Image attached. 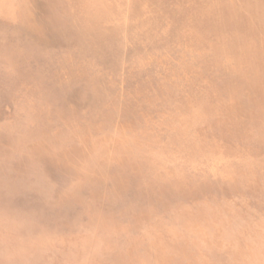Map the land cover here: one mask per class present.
<instances>
[{
  "label": "rangeland",
  "instance_id": "1",
  "mask_svg": "<svg viewBox=\"0 0 264 264\" xmlns=\"http://www.w3.org/2000/svg\"><path fill=\"white\" fill-rule=\"evenodd\" d=\"M100 1L101 0H97L96 2L98 3ZM255 1L258 0H217V8L215 9L217 12L213 13L211 11V13L214 14L213 17H230L229 20L233 19L232 21H235L234 25L241 22L244 17H250L251 19H253V17H264V0L259 2L258 5ZM18 3L20 5H16L15 0H0V10H3H1L0 14H4L0 16V37L2 35L4 39H7V41L11 43L12 47L19 46L22 50L21 56L9 59V61H12V63H10L11 65L9 64L12 70L10 74L16 73L22 77L30 75L31 81L35 79L41 80V82L43 81L46 84H51V86H44V89L39 92L40 95L38 98H35L34 95L32 96L34 99L32 112L33 114L40 115V119L37 123H33L30 119L31 115L27 114V112L30 111V98L25 96V86L17 83L14 92L9 90L10 97H4L0 90V161L3 164L2 171L4 173L8 171V169L11 171L18 170L20 172H26L30 177V175H33L34 170L42 166L47 167L49 171H54V158L50 161L48 158L49 156L52 154H57L60 157L66 156L65 150L70 148L71 143L73 144L76 140H83L84 147L82 148V152L88 153L93 149L92 145L94 144V137H91L89 134L92 130H95V132L92 131V133L97 132L95 136L99 137L101 143L107 141L108 138L111 139L109 133L115 130L116 124L123 129L122 126L126 125H122V123H127V120L134 114H138L137 112L139 111V113H142V111L145 112L147 110V105L154 106L150 111H146L145 115L147 112L149 113V123L152 121L154 123L155 118L157 122H160L159 124H161V126L154 128V135L157 134V136L155 135L156 139L161 140V144H163L167 150L170 151V147L173 146L179 148L180 146H184L189 149L188 151L192 150L190 148L194 143H189L187 146L184 137H188L189 134L191 137V133L192 136L197 133L198 136L202 135L204 137L199 139L196 135L195 145L200 147L203 151L207 150L209 146L208 152H212V154L213 151H216L214 158L217 163L202 159L204 154L198 157V153L194 152L190 154V156L192 155L191 159H193L192 163H190V161H186V163H175V157L173 155L166 156V153H164L165 155L163 157H157L161 160L162 165L166 163V167L163 169L165 171H162L164 174L161 172V176L158 173H150L151 170H153L152 168L158 167L152 155L147 156L148 159L151 160L149 162L147 159L145 160L146 162H144V160L140 158L142 163H140V161L138 163L136 161L131 162L135 173L139 172V174L134 176L129 175L126 183L118 185V187L115 185L116 183L112 181V178H116L115 175L120 176L123 170L126 169L127 171L129 169L126 168L129 164L126 161H124L126 166L121 162L117 164L112 162L110 163L111 167L107 165L103 167L104 170L111 172L108 173L109 179L108 177H101L99 175L100 170H95L96 165L87 161L85 162L86 158L84 159L80 156V154H78L80 152L77 150L68 154L71 155V157L68 158H73L71 166L68 165L67 168L63 166L67 158L64 161L62 160L63 162L59 160L60 162L58 163H62L60 167L63 166V170L58 168V172L64 173L59 175L62 176L63 179L57 177L51 178L54 174H47L45 178L41 180V188L30 189L29 186L26 188L27 194L24 192L20 197L16 195L14 199L20 202V200L22 201L24 198H27L30 204V211H32L33 207H37L35 208L36 210L42 209V211L43 209L52 208L51 211H48L52 214L58 213L54 211L58 210V207H63L64 209L61 210L65 211L67 215H72H66L63 219L73 218L71 222H74V218L76 217V222L81 216L85 217L79 225H85V222L90 220L88 221L89 224H87L89 228H86V230L90 232L87 234L85 231L79 233L75 230L69 233L71 227L68 225L69 220L63 222V230H68L66 233H69V235L75 234L79 236V234H82L86 237V240L82 239V242L79 241L78 244L69 245L68 247L72 248V250L69 249L67 252L62 253L63 260L67 259L68 261L65 264H87L88 256H91L90 259L93 264H104V260L102 261L103 258L108 259L107 261L111 264H141L139 261L132 260L133 258H127L125 255H129L131 250L138 249L142 257L145 250H147V241L145 240L147 237H145L144 234L156 230L155 228L158 224V221H155L151 215V211H153L151 209V202L153 203L154 200L156 201L155 197H158L159 194H165L167 197H171L170 204H173L174 199L178 202L182 200L181 196H178L181 198L176 197L178 192L176 193L175 190L173 193L163 190L164 180H166L163 176L167 173L172 174L170 178L171 183L176 184L177 182L178 184L176 185H180L181 183L178 181L183 178L186 182L188 180V183L193 182L195 184L196 193L199 194V198H203V191L205 193L207 191L211 192L206 194L213 195L212 199L215 201L213 202L214 206L216 209L220 210L216 211V215L221 217L218 219L217 223L221 227V233L226 237L234 239L232 230L234 227L238 226V223L242 222V220H245L247 223L250 220L251 224L255 222L252 226L259 224L263 225L264 216L261 220L256 222L258 220L256 215H251L250 210L248 211V209H243L239 206L247 205L248 207L249 205L254 207V201H249L253 197V192L255 191L253 187L255 184L256 191L262 190L259 195H256L257 199H264V183H261L264 179H262V177L258 179L257 171L259 170L255 172L252 169L254 174L250 175L249 172L241 168L243 165L238 166L236 164L237 162L235 159L230 163L218 164V162H224V160H228V158L233 157L235 154H237L236 157H243L244 153L247 155L257 154L259 158L264 159V134H259V136L254 138L250 133V131L259 124L260 121L258 120L261 119L262 123H264V109H262V107H257L258 104L264 106V99H258L260 96H264V83L261 79L264 77V52L262 53V49L260 48L264 43L263 37L259 38L257 32L255 35H252V47H254L256 51L252 61H256L255 59H257L258 62H256V66L259 68L255 69L254 73L250 76L249 71L245 69L243 61L241 60V58H246V52L241 50V45H237L236 40L239 41V38L236 32H233V28H230L227 32L226 37L230 40L227 44V49L234 50L237 49L236 47L239 48L237 50L238 56L233 55L231 58L227 51H222L225 42L222 43V46L219 44V46L213 47L208 44L205 47V44L196 39L194 40V44H201V47L198 45L199 48L193 50V54L186 53L184 50L186 46L184 42L186 36L184 35H178V38L182 41L181 44L179 43V47L172 42L171 47L163 51L161 48H166L168 40L165 38H157L154 43H150V50L146 51L147 48L146 45H144L142 49L140 48L142 51L138 50L136 52V50H134L133 52H122L116 48L121 45L118 44L119 41L125 42L127 38L123 37V34L118 31L119 29L116 26L110 25L111 28L109 31L105 25L110 17H114V15L121 17V14L119 12H112L111 8L109 9L107 6L103 8L100 7L95 11V9H93V1L87 2L86 0H82L77 3L91 14L92 17H90L93 22L96 23L95 18H100L97 19L96 24L92 25L88 22L90 20H86L89 16H74L73 22H70L68 21L69 16H63L61 13L59 17H52L51 14L53 13L51 10L46 12L49 17H30V14L34 11L30 9V3L27 4L24 1ZM47 7L48 6H46V8ZM169 8L170 10L173 9L170 6ZM169 8L166 9L168 10ZM19 10L22 11L23 14L17 13ZM2 17L7 20L4 21ZM11 17H23L20 19L22 21L21 27L19 29H13L14 33L12 31L9 32L10 29H5ZM103 20L104 22H102ZM250 21L252 22V20ZM1 24L4 25V27H2ZM254 25L256 26L257 24ZM219 29L220 28L214 27L212 24L209 25L207 30L205 29V40L210 41L214 39L216 35L218 36V32H220ZM102 31H106L107 35ZM111 31L115 34V37H113L114 35ZM144 32V29H142L139 33L143 34ZM167 35L170 37L171 33ZM163 39L165 42L163 45H160L159 43ZM260 39L263 41H260ZM143 40H145V38ZM202 45L203 49L201 50L200 48H202ZM110 50L111 52L109 53ZM160 50L161 53L159 52ZM166 51H168L170 55L174 54L173 58L171 55L170 58L167 59L168 52L166 53ZM86 52H92V55H95L96 59H94L95 57L93 58V56L90 57ZM155 52H158V55H155ZM247 53L249 54V52ZM144 55L157 62L160 61L159 65L165 64L169 68L174 67L171 68V70L173 69L171 74L159 77L163 84L164 93H166L169 98L174 97L176 99V97L178 98L179 96L184 98L185 95H188V90L192 91V96L198 95L201 91L198 98H203L208 94L207 92L210 91V96H213L214 92H220L215 95V97H204L207 102L199 111L187 107L186 105H191V107L194 108L191 102H183L182 98L177 102L170 101L172 102V104H170L167 100L164 101L162 99V101H155L153 97L149 96L148 102V86L154 85L156 78L154 79L151 74L153 67L150 61L141 58L144 57ZM182 55L184 56L180 60H176V57H181ZM59 56H63V59L59 60ZM248 62L249 61H246L245 64ZM131 66H137L139 69L137 71H129V67ZM64 71H78V73L70 76V78L64 77L60 80L58 75L61 74L60 72ZM139 72L144 74L146 80V82H142L146 83L144 86L146 94L143 95H140L138 91V89L143 91L142 88L134 86V83L142 80V76L139 75ZM211 73L215 74V77L210 75ZM98 74L104 77H98ZM96 79L100 82V88H91L87 86L88 84H95ZM257 81H259V83H257ZM12 82L14 83L15 79H12ZM65 82H69L72 85L70 89L73 88L72 90L68 89L67 94L65 91H58L57 89L60 88L56 85L57 83H61L63 86H66L64 84ZM204 82L208 87L200 90L198 86L202 85L197 84ZM245 82H249L250 84L243 85ZM253 86H255V88ZM153 87H156V85ZM209 88L210 90L207 91ZM29 89L30 86L27 90ZM231 89H237L235 91V94L237 93L236 96L233 93L227 92ZM175 91L178 93L176 94ZM50 93L52 95H50ZM57 93L62 94L60 96L64 97L65 103L62 104V101L60 102L64 107L60 106L61 104L59 102L56 104L53 103L51 97L57 95ZM245 95H248L249 99H241L245 97ZM24 96L26 98H24ZM214 98H216V101ZM58 99L62 100V97ZM248 105H253V110H246ZM72 106L76 108L82 107L80 113L71 114L70 108ZM117 106L121 108L117 109ZM161 108L167 110L164 111ZM107 109L109 110V115L106 121H104V119H99L102 123L104 121L103 126L99 121H96V123H90L89 125L91 126L86 128L84 122L91 117L93 111L96 114L99 110L106 111ZM177 109L178 111L181 109H191L192 112L188 111L189 113L184 115L178 111L176 113ZM64 110L66 111L63 112ZM82 111H84L83 114L85 116L83 119L80 115ZM238 114L242 115V120L239 124H233L232 120L231 122L229 121L228 117ZM159 116H161V118H158ZM170 116L171 119H169ZM114 117H116V119H114ZM16 118L18 119V125L14 129L15 132L12 133L13 129L11 125L15 122ZM157 118L159 120H157ZM119 119L123 120V122H115ZM205 119H208V121L213 119L214 121H219L217 122L218 126L220 124L226 127L227 123H230L226 128L219 129L220 126L213 127L211 124L207 123ZM68 121H70V125L66 127L65 123ZM108 123L110 124L108 125ZM102 128L103 131H101ZM191 128L194 129L193 131L195 132H193ZM125 130L127 131V128H125ZM134 133L138 134L137 137L127 132L128 135H132L134 138H132V141H130L128 145L122 147L128 159H130L129 154L131 153H143L140 151V148L144 145H141V143L146 135L140 134L136 129ZM61 134L65 137H61ZM76 135H78V137ZM120 135L121 134H115L113 139L118 140L122 137ZM169 135L170 138L173 139H170ZM124 138H126V134L123 136L122 141ZM59 141L61 143H58ZM123 142L119 143V146ZM112 143L114 144V141H112ZM32 147L33 151L38 154V156L32 154ZM153 148H151L152 154L153 150L155 151L157 149L155 147ZM12 149L18 152L15 157L7 155L8 150ZM156 151V154L161 152L159 149ZM262 161L264 162V160ZM193 162L195 163L193 164ZM218 166H221L218 170H222V172H224L223 175H216L214 173ZM260 167L264 170V166L262 167L260 164ZM69 169L72 171L69 172ZM130 170L131 169L128 171L130 172ZM58 172L56 174H59ZM205 175L212 176L213 184H215L214 187L207 184L209 183V177ZM48 186L53 187L51 192H48ZM245 195L249 197V200L245 198ZM241 202L243 204H241ZM19 217L26 220L25 215H19ZM104 217L107 219H102ZM228 222L230 224H228ZM6 224H9V228L14 226V224L8 222H6ZM180 224L181 223L178 221L177 223H173L175 231L181 229ZM15 225L18 226L20 223L15 222ZM3 227L2 225L0 226V228ZM21 227H23L22 224L18 227V230ZM71 228H74V226ZM79 228H81V226ZM18 230H14L13 236L6 238L3 235L4 229H2L0 231V243L4 240L10 248L15 247L12 250V256L17 258L16 262L21 261L22 264H26L25 259L32 254L29 252V247L32 246V244H30V235L25 232H23L24 235H22ZM165 233L166 232H164V236ZM247 233L248 232L244 231L241 233V237L238 238V241L244 242L242 244L241 242L236 243L239 245L237 247L239 254H235L236 256L232 257L235 261L233 264H242L240 260L246 256L244 254V249L242 250V246H245L243 244L248 242V240L244 238L246 235H249ZM101 237H103L106 244L112 243L110 249H113V258H109V255L104 253L105 249H98L103 246V242L100 240L102 239ZM13 244H16V246ZM240 244L242 246H240ZM176 246L177 250H181V241H178ZM171 249L172 246L170 241L164 240L160 251L162 253H168V255L175 260V251L170 252ZM240 249L242 251H240ZM152 250V253L155 255L156 253L154 250L157 251L159 249ZM8 251L10 250L8 249ZM226 254L229 257V254ZM130 256L132 257V255ZM237 257H239L238 260ZM0 258L3 259L2 254ZM218 258L219 264H221V258L225 259V257L221 256ZM122 260L123 263H121ZM174 262L175 264H181L178 261ZM172 263L170 262L169 264ZM183 263L185 264V262Z\"/></svg>",
  "mask_w": 264,
  "mask_h": 264
},
{
  "label": "bare ground",
  "instance_id": "2",
  "mask_svg": "<svg viewBox=\"0 0 264 264\" xmlns=\"http://www.w3.org/2000/svg\"><path fill=\"white\" fill-rule=\"evenodd\" d=\"M9 1V0H8ZM22 2L24 1L25 3H30V9L34 10V6L39 2L38 1H31V0H15V4L16 5H20L18 2ZM28 1V2H27ZM58 1V3H65L67 0H56ZM75 3L81 2L82 0H74ZM88 1H93V9H95V11L97 9H99L100 7L103 8V5L106 4L107 7L110 9H112V5L111 4V0H101L99 3L100 7H96L97 4V0H86ZM155 3H154V2ZM153 1H146L147 4L149 5H160L163 6V8H169V3H171L170 1L172 0H153ZM179 1V0H176ZM183 2H190L189 4H194L195 2H197V0H180ZM207 1V0H206ZM210 1V0H208ZM263 0H258L255 1V3L261 2ZM14 3V2H13ZM216 4V2H215ZM95 5V6H94ZM111 5V6H109ZM197 5V4H195ZM47 6V5H46ZM60 6V5H59ZM254 6V5H253ZM105 7V6H104ZM193 5H188L187 6V10L186 13L190 14V9H193ZM214 6H211V11L213 13H216L217 11L213 8ZM107 8V9H108ZM165 8V9H166ZM170 10V8L168 9ZM3 11V10H2ZM56 11L58 12V9H56ZM141 11V10H140ZM53 13V12H52ZM259 13V12H258ZM23 18V17H21ZM21 18L18 17H14V18H10L9 23L7 24L5 29H10V31H12L14 33L13 29H19L22 25V21L20 20ZM230 17H214L212 19V21L204 24L202 27V29L204 30L205 33V29L207 30L209 25H213L214 27H218L220 28L218 32V36L216 35L214 37V39L210 40V41H206L205 47L206 45L210 44L213 47L219 46V44H221L220 46H222L225 42V46L224 49L222 51H227L228 54L230 55V58L234 55V56H238L237 54V50L239 47H236L237 49H227V44L230 42V40H228L227 36V32L230 28H233V32L237 34L239 41L236 40V43L238 46L241 45V50H244L246 52V58H241V60L243 61V65L245 67L246 70L249 71L250 76L254 73L255 69H258L259 67L256 66V62H258L257 59H255L256 61H252V59L254 58V55L256 54L255 48L252 47V35H255V33H258L259 38H264V17H253V19H251L250 17H244V19L239 22L238 24L236 23L234 25L235 21H232L233 19H230ZM236 18V17H235ZM252 20V22L250 20ZM7 20V19H6ZM5 20V21H6ZM228 21V22H227ZM4 23V22H3ZM219 24V25H217ZM254 24H257L256 26ZM2 25V24H1ZM105 25L107 26L106 28L110 31L111 26L107 25V22L105 23ZM234 25V26H233ZM253 25V26H252ZM100 26H104V25H100ZM2 27H4V25H2ZM109 27V28H108ZM255 27V28H254ZM257 28V29H256ZM252 29V30H251ZM4 30V29H3ZM105 30V27H104ZM251 30V31H250ZM254 30V31H253ZM107 35L106 31H102ZM111 33H113L111 31ZM171 35L170 37H173L174 35L172 34V32H170ZM195 34L194 30L189 29L188 33L183 34V33H178L176 35V38H178V35H184L185 40L184 42L186 43L185 46V52L186 53H191L193 54V50H197L199 48V46L201 47V44H194V40H196L193 36ZM114 35V36H113ZM112 36L115 37V34H113ZM237 38V37H236ZM260 41H263L260 39ZM165 42V40L163 39L159 44L163 45ZM168 44L166 45L165 49H168L171 47L172 42L171 41H167ZM214 42V43H213ZM179 43L181 44L182 41L178 38L177 41L175 42L174 45H177L179 47ZM263 43V42H262ZM196 47V48H195ZM230 47V46H229ZM260 48L262 49V53L264 52V43L263 45L260 46ZM164 51V47L161 48ZM201 50L203 49V45L202 48H200ZM21 49L19 48V46H15L12 47L11 43L7 41V39H4L3 36L1 35L0 37V90L1 93L4 97H10V92H14L15 86L17 85V83L22 84L23 86H25L26 91H25V96L30 98V111L27 112V114H30L31 117V121L33 123H37L38 120L40 119V115L39 114H33L32 112V105L34 103V99H33V95L35 96V98H38L40 95V91L44 89V86L46 87H50L51 84H46L43 81L41 82V80H33L31 81L30 79V75H26V77H22L21 75H18L16 73H11V66H9L10 63H12V61H9L10 58L14 57V58H18V56H21ZM215 51V50H214ZM161 53V51H159ZM249 52V54L247 53ZM255 52V53H254ZM216 53V52H215ZM86 54H88L90 57L93 56V58L95 57V55H92V52H89ZM155 55H158V52L154 53ZM184 55H182L181 57H176V60H180ZM226 56V55H225ZM142 59H145L146 61L149 60L151 65H152V70H151V74L153 75L155 81H154V85H156V87H153L154 85H149L148 86V96H147V101L149 102V96L153 97V99L155 101L159 100L162 101V99L165 101L167 100L170 104H172L173 101L177 102L179 99H181L182 97L179 96L178 98L176 97V99L174 97H167V94L164 93L163 90V84L162 81L160 80L159 77L163 76V75H169L171 74L172 70L171 67L169 68L167 65L162 64L159 65L160 61L157 62L154 59H150L147 58L145 55L144 57H141ZM20 60H22L21 58H19ZM59 60L63 59V56H59L58 58ZM96 59V57L94 58ZM19 60V61H20ZM191 60V59H189ZM232 60V59H230ZM8 61V62H7ZM246 61H249L247 64H245ZM11 65V64H10ZM38 66V65H37ZM159 66V68H158ZM139 69V67H135V66H131L129 67V71L130 70H135L137 71ZM142 70V69H141ZM61 74L58 75V78L61 80L64 77H68L70 78V76L75 74V71L73 72H68V71H64V72H60ZM139 75L142 76V80L140 82L134 83V86L136 87H140L142 88L143 91H141L140 89H138V91L140 92V95L146 94V90L144 89V86L146 83H142V82H146L144 74L142 72H139ZM12 79H15V82H12ZM263 83H264V77L261 78ZM58 80V79H57ZM260 81V80H259ZM259 81H257V83H259ZM39 82H41L40 84H38ZM95 82V81H94ZM99 81L96 79V83L95 84H88L87 86L92 87H99ZM12 84V85H11ZM66 86H63L61 83H57L56 85L58 86L57 89L58 91H65V93H68V89L71 88V84L69 82H65L64 83ZM74 84V83H73ZM245 84H250L249 82H245L243 85ZM197 85H202V86H198L200 88V90L207 88L208 86H206L207 84L204 83H200ZM242 85V86H243ZM30 86V89H28V87ZM255 88V86H253ZM73 89V88H72ZM70 89V90H72ZM210 90L207 89V91ZM214 90V89H213ZM237 90V89H236ZM235 89H231L229 91H227L228 93H233L235 96L237 95V93L235 94ZM67 91V92H66ZM216 91V90H214ZM188 95H185L183 99V102H191L194 106V108L191 107V105H186L187 107L191 108V109H195L198 110L206 104V100L204 99V97H215V95H217L220 91L214 92L213 96H210V92H207L208 94H206L203 98H198L200 93H198V95H194L192 96V91L188 90ZM224 92V91H223ZM252 92V91H251ZM250 92V93H251ZM50 95H52L50 93ZM62 94H58L57 95H53L51 97L52 101L54 104L56 103H60L62 101V104L65 103L64 97L60 96ZM209 95V96H208ZM233 95V96H234ZM24 96V98H26ZM62 100L58 99L61 98ZM165 97V98H163ZM243 97V96H242ZM249 99L248 95L241 99ZM216 101V98H214ZM260 100L264 99V96H260V98H258ZM172 101V102H170ZM247 101V100H246ZM174 102V103H175ZM260 103V102H257ZM61 104V103H60ZM60 106H63V105ZM176 104V103H175ZM174 104V105H175ZM247 104V103H246ZM64 107V106H63ZM240 107V106H239ZM252 107L253 109V105H248L246 107V110L250 109ZM258 108L264 109L263 105L258 104L257 106ZM82 108V107H81ZM81 108H76L75 106H72L70 108L71 114L73 113H80ZM120 106H117V109H120ZM147 110L146 111H150L152 108H154L153 105H147ZM162 110H167L164 108H161ZM180 109V108H179ZM191 109H181L180 111H178V109L176 110L178 112H181L184 115H187ZM68 110V109H66ZM66 110H64L63 112H65ZM256 110V109H254ZM86 111V110H85ZM107 111V112H106ZM99 110L96 114L93 111L92 115L90 118H88L84 124L87 127H90L91 125H89L90 123H96V121H99L102 126L104 124V121H106L107 117H108V112L109 110ZM145 111V112H146ZM189 111V112H188ZM262 111V110H261ZM84 111H82L81 118L83 119L85 116L83 114ZM140 112V111H139ZM138 114H134L130 119L127 120V123L123 122V120H118L115 121L117 123L119 122H123L122 125H126V126H122L123 129L121 127H118L117 124L115 125V130H112L109 134H110V138L111 139H107V141H103L101 143V141L99 140V137L95 136L97 135L96 133H92L95 132V130H92L89 134L91 135V137H94V144L93 149L90 150L88 153L86 152H82V148L83 146V140H76L75 142H73V144L71 143L70 148L65 150V155L66 156H58L56 155H51L48 158L50 159V161H52V159L54 158L53 164H54V171H49L47 167H39L37 168V170H34L33 175L29 177V175L22 171H11L10 169H8V171H6L5 173L2 171V163L0 161V226H4L3 228H0L1 230L4 229V233L3 235L6 238H9L10 236L14 235V230H18V227L22 224L23 227L19 228V233L24 235L23 232L27 233L30 235V244H32L31 247H29V252H31L32 254H30L29 256H27V258L25 259L26 264H54V262L56 261V263H60L63 260V255L62 253H60V251H58V249L62 248L64 245H67V247L69 245H75L76 243L78 244L79 241L82 242V239L86 240V237H84L82 234H79V236L74 235H69L70 232L72 231H77L79 233H81L82 231H85L86 234L89 233L90 231H87L86 228H89V226H87L88 221L87 220L85 222V225H79L84 219L85 217L81 216L80 219H78L75 222L76 217L74 218V222H71L73 220V218H66L63 219V217L67 215V213L61 209H64L63 207H58V210H54L58 213H52L50 214L52 208L49 209H35L37 207H33L32 211H30V204L29 201L27 200V198H24V200H20V202H17V200L14 199V196L19 195L22 196L24 194V192L27 194L26 188H28L30 186V189H38L41 188L40 187V183L41 180L45 178V176L47 174H54L51 178L57 177L59 179L62 178V175L64 174L63 172H58V168L63 170V166H65L66 168L72 165L73 162V158H68L71 157V155H68L70 153H72V151H79L80 156H82L85 159V162H89L91 164L96 165L95 170H100L99 171V175L101 177H108V173H111L108 170H104L103 167L105 165L111 167L112 162H114L115 164H117L118 162H121L123 165H125L126 161L127 163H129L126 168L131 169L130 172L126 169L123 170L122 174L119 175H115L116 178H112L111 180L116 183L115 185L118 187V185H123L126 183L127 178L129 175L134 176V175H138L139 172L135 173V170L133 169V166L131 164V162L136 161L137 163L141 160L140 158H142L144 160V162H146L145 160L147 159V161H151L148 159L147 156L152 155L155 159V163H157L158 167L157 168H152L153 170H151V174L154 173H158L160 176L162 174H164L165 171L163 170L166 166L165 164H161V160L158 159L157 157H163L166 153V156L168 155H173L175 157V163H186V161H190V163H192L191 153H198V157H201L203 154L202 159H207L208 161H213L215 162V158L214 155L216 154V151L212 152H208L209 150V146L207 148V150H201L200 147H198L195 142L196 137L198 136L197 133L194 134V136H192L191 133V137L190 134L188 135V137H184L185 143L188 146L189 143H194L193 146L190 148L192 150L188 151L189 149H187L184 146H180L176 147H170V151L167 150V148H165V146L163 144H161V140H157L156 136L157 134L154 135V128L156 127H160L161 124H159L160 122L155 121L153 123V121L151 123H149L148 118L149 113L147 112L145 115V112L142 111V113ZM170 112V110H169ZM192 112V111H191ZM263 112V111H262ZM111 114V111H110ZM61 115L63 116V113L61 112ZM86 115V112H85ZM148 116V117H145ZM121 118V117H120ZM158 118H161V116H159ZM157 118V120H159ZM257 118V116H256ZM99 119H104L103 123L99 120ZM114 119H116V117H114ZM169 119H171V116L169 117ZM229 121L231 122V120L233 121V124H239V122L242 120V115L238 114L236 116H230L228 117ZM207 123L211 124L213 127L217 126L219 127V129H223L226 128L227 125H229V123H227L226 127L225 126H221L219 124V126L217 125V122L219 121H208V119H205ZM258 120V118H257ZM260 121L259 124L257 125L256 128H254L253 130L250 131V133L252 134V136L255 138L257 136H259V134H264V123H262V120H258ZM88 122V124H87ZM170 122V121H168ZM153 123V124H152ZM196 123V121H195ZM66 127H69L70 125V121H68L67 123H65ZM110 123H108L109 125ZM215 124V125H214ZM18 125V119L16 118L15 122L11 125L12 133L15 132V128ZM125 128H127V131L125 130ZM98 129V128H97ZM119 129V130H118ZM138 130L140 132V134L142 135H146L145 139L142 141L141 145H143L140 148V152L135 153H131L129 154V158L128 159L125 156L124 153V149L122 147H125L126 145H128V143L130 141H132V138H134L132 135H135V137H137V133H134V130ZM192 129V128H191ZM87 130V129H85ZM194 129H192L193 131ZM103 131V128L102 130ZM127 132H129L132 135H128ZM195 132V131H193ZM202 132V131H200ZM74 133V132H73ZM72 133V134H73ZM203 133V132H202ZM69 134V133H66ZM105 134V133H104ZM108 134V136H109ZM115 134H121L118 140L113 139V136ZM126 134V138L123 139V136ZM171 135V134H170ZM169 135V138H170ZM197 135V136H196ZM201 135V134H200ZM78 137V135H76ZM89 136V135H88ZM61 137H65L63 134H61ZM199 139L203 138L204 136H198ZM173 139V138H170ZM126 140V141H125ZM112 141H114V144L112 143ZM123 142L122 144L119 143ZM58 143H61L60 141ZM243 144V143H242ZM90 146V147H92ZM157 148L159 149L161 152L157 153L153 150V154H152V149L151 148ZM154 149V148H153ZM211 149V146H210ZM118 150V151H117ZM122 150V151H121ZM212 150V149H211ZM31 151H33V147L31 149ZM203 152V153H202ZM18 154V152L16 150H8L7 155L11 156V157H15ZM32 154L34 156H38V154H36L34 151L32 152ZM235 154V153H234ZM6 155V156H7ZM222 156V155H220ZM237 154H235L233 157L228 158V160H224V162H218L219 163H230L232 162L234 159L237 162L236 164L238 166H241L242 169H245L247 172L250 173V175L254 174V171H257V177H262V179H264V170L260 167H263V161L264 159L259 158V156L256 155H247L244 153L243 157H236ZM264 156V155H263ZM187 157V160H186ZM10 158V157H8ZM46 158V157H45ZM67 158V159H66ZM34 159V158H32ZM66 163L63 164L62 167L60 163V161H64ZM60 160V161H59ZM62 161V162H63ZM7 162V161H6ZM140 163H142V161H140ZM195 162H193L194 164ZM217 163V161L215 162ZM147 164V163H146ZM192 164V167H193ZM36 165V164H34ZM161 166V167H159ZM221 167V166H220ZM218 166V168H216V170L214 171V173L217 174H221L223 175L224 172H222V170H218L220 168ZM193 169V168H192ZM252 169L254 171H252ZM262 169V170H260ZM60 170V171H61ZM194 170V169H193ZM57 171L59 174H56ZM72 171L71 169H69V172ZM162 172V174H161ZM167 173V172H165ZM206 177H209V183H207L208 185H211L214 187L215 184H213V180H212V176L211 175H205ZM166 180H164V184H163V190L169 193H173V191L175 190L176 197L181 196L182 200H180L181 202H178L176 199H174L173 204L171 203V197H167L164 193V195H158V197H155L156 201L154 200L153 203L151 202V209L153 211H151V215L153 216L152 218L155 219V221H158L157 227L155 228L156 230L154 231H149L150 233L144 234L145 237H147L145 240L147 241V250H145V253H143V256L141 257V253L138 249L135 250H131V252L129 253V255H125L127 256V258H133L132 260L135 261H139V263L141 264H169L170 262L172 264H175L174 261H178L181 264H184L183 262H185V264H219V258L218 257H225L221 258L220 263L221 264H233L235 261L232 257H235V254H239L238 252V241L239 237H236V235L233 233V238L234 239H230L228 237H226L225 235H223L221 233V227L218 225L217 221L218 219H220V216L216 215V211H220L219 209H216V207L214 206L215 202L212 198V194H206V193H211L210 191H207L206 193L203 191L204 195L203 198H199V194L196 193L195 190V184L192 183H188V180L186 182V180L180 179L181 184L180 185H176L178 184L176 182V184L171 183L170 178L172 177V174H165L163 176ZM258 177V179H260ZM121 178V179H120ZM169 178V179H168ZM63 179V178H62ZM110 179V178H109ZM50 180V179H49ZM48 180V181H49ZM169 183V184H168ZM206 185V184H205ZM219 185V184H218ZM189 186V188H188ZM207 186V185H206ZM48 192H51L53 190V187L48 186L47 187ZM174 192V193H175ZM71 197V196H70ZM178 197V198H181ZM245 198L247 200H249V197L247 195H245ZM244 198V199H245ZM257 199L256 196L252 197L250 199L249 202H252ZM258 201V199L256 200ZM22 202V204H21ZM209 203V204H208ZM241 204H243L241 202ZM245 204V203H244ZM241 206V208H245L248 209V211L253 209V206H249L247 207V205H239ZM54 207V206H52ZM215 207V208H214ZM89 212V211H88ZM149 212V211H148ZM19 215H25V219L23 220L19 217ZM67 216H72V215H67ZM88 217V214H87ZM248 218V217H247ZM28 219V220H27ZM102 219H107L106 217L102 218ZM65 220H69L68 225L69 226H74V228L70 227L69 233L68 230H63V222ZM264 220V219H263ZM177 221L179 223H181V229L179 231H175L174 230V225L173 223ZM250 221V220H249ZM6 222L10 223V224H14V226L12 227H8L9 224H6ZM15 222L20 223V225L16 226ZM75 224V225H74ZM77 224V225H76ZM228 224H230L228 222ZM227 225V224H226ZM81 226V228H79ZM249 231L247 234L251 235V228L248 226ZM252 228L254 229V232L257 231H263V225L259 224V225H255L252 226ZM0 230V231H1ZM256 230V231H255ZM63 231V238L64 239H69V241H63L62 239L58 238L56 236L57 232H62ZM164 232L165 236H164ZM246 235L244 238L248 240V242L242 246L241 244L244 242L242 241L240 246H242V250L244 249L245 251V257L243 259L240 260V262L242 261V264H264V240H260V244L257 243L256 247L255 244L252 243V241H254L255 236H249ZM71 237V239H70ZM102 239H100L103 242V246H101L100 248H98L99 250H103L105 249V252L107 255H109V258H113L112 257V251L113 249L111 248V242L110 243H105L103 237H101ZM243 238V239H244ZM56 241L57 243V249L54 248V245H52L53 241ZM170 241L172 249L170 252H174L175 251V257L176 259L174 260L173 257L169 256L168 253L165 252H161V248H162V242L163 241ZM235 240V241H234ZM182 243V248L181 250H177V242ZM49 242L50 244H46ZM14 246H16V244H13ZM111 245V246H110ZM259 245V247H257ZM110 246V247H109ZM15 247H11L9 245H7V242L2 240L0 243V256L1 254L3 255V259L0 258V264H22L21 261H17V258H14L13 252L12 250ZM254 248V249H253ZM258 248V249H257ZM8 249L10 251H8ZM31 249V251H30ZM152 249H159L157 251L154 250V252L156 253L155 255L152 253L153 250ZM61 250V249H60ZM240 249V251H242ZM121 253V252H120ZM229 254L228 255L226 254ZM115 254V253H114ZM132 255V257L130 256ZM12 256V257H11ZM180 258H179V257ZM200 256V257H199ZM214 256V257H213ZM218 258V260H217ZM239 257H237L238 260ZM104 260V258L102 259V261ZM131 260V261H132ZM67 261V259L65 260ZM101 261V262H102ZM213 261V262H212ZM212 262V263H210ZM55 263V264H56ZM123 263V260L122 262Z\"/></svg>",
  "mask_w": 264,
  "mask_h": 264
},
{
  "label": "water",
  "instance_id": "3",
  "mask_svg": "<svg viewBox=\"0 0 264 264\" xmlns=\"http://www.w3.org/2000/svg\"><path fill=\"white\" fill-rule=\"evenodd\" d=\"M146 1H150V0H111L110 1L111 4H113L112 6L109 5L112 7L111 11L114 13L119 12L121 14V17L117 15H114V17H110L107 22V25L116 26L119 29L118 31L123 34V37L127 38L125 42L119 41L118 44L121 45L117 46L116 48L117 50H121L122 52H126V51L133 52L134 50H136L137 52L138 50H140V48L142 49V46L146 45L147 48L146 51H147L150 50V43H154L157 40V38H161V39L165 38L168 41L175 43L178 39L176 38V35L178 33L186 34L188 33L189 29L195 31V34L193 36L195 39H197L199 42L203 44H206L205 35L202 30V27H204L203 25L208 23L209 21L211 22L212 19L214 18L213 17L214 14L211 13V6H214L213 8L216 9L217 5L215 4V2L217 0H210V1L197 0V2H195L194 4H189L190 2L172 0L170 1L171 3H169V6L173 8L172 10H167L165 9L166 7L163 8V6L160 5L159 6L154 4L149 5L146 3ZM99 3L101 2H98L96 4V7H100ZM46 5L48 6L47 8ZM188 5L195 6L193 7V9H190L189 11L190 14L186 13ZM104 6L107 5L104 4L103 7ZM56 9H58V12L56 11ZM50 10L53 12V14H51L52 17L54 16L59 17V14L61 13L63 16H69L68 21L70 22H73L74 16L75 17H81L84 15L89 16L87 17L86 20H90L88 22L91 23L92 25L97 23V19H100V18H95L96 23L93 22L91 19L92 17L91 14L88 11H86L81 5L75 3L74 0H67L65 3L63 2L58 3V1L56 0H39V2L34 6V11L30 14V17H49V15L46 12ZM17 13L23 14L22 11L20 10ZM3 15H4L3 13L2 15L0 14V16ZM5 20L6 19L4 18V21ZM102 22H104V20ZM142 29H144L145 31L143 34L139 33ZM170 32H172V34L174 35L173 37H169L167 35ZM144 38L145 40H143ZM110 52L111 50L109 51V53ZM167 52L168 51H166V53ZM171 55L168 52L167 53L168 57L166 56L167 59H169L170 56L173 58L174 54ZM75 73H78V71L77 72L75 71ZM210 75L215 77V74L213 73H211ZM97 76L104 77L101 74H98ZM177 93L178 92H176V94ZM249 110H253L252 107ZM261 183H264V181H262ZM255 185L253 187V190L255 189V191L253 192V197L259 195L260 192H262V190L256 191ZM261 199L254 202L255 203L254 207L250 212L251 215L254 214L258 217V220L256 222L261 220V218L264 216V199L263 200ZM253 223L251 224V221H248L247 223L245 220H242V222H239L238 226L234 227L232 231L236 235V237H238L244 231L248 232L249 231L248 226H249L252 229L250 232L251 235L249 236H254L256 234L254 238L255 240L252 241V243L255 244L256 247L257 243L260 244L261 242L260 240H264V221H263V231L260 232L259 231L254 232V229L252 228ZM56 236L62 239L63 241H69V239L63 238V232H57ZM46 244H50V243L47 242L45 243V245ZM52 245H54V248L57 249V243L55 240L53 241ZM257 247H259V245ZM60 249H58L60 253L67 252V250L69 249L72 250V248L67 247V245H64ZM90 257L91 256H88L87 264H93ZM107 260L108 259H104V264H111ZM67 262L68 261L62 260L60 263H56L55 261L54 264L55 263L65 264Z\"/></svg>",
  "mask_w": 264,
  "mask_h": 264
}]
</instances>
